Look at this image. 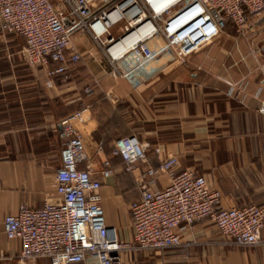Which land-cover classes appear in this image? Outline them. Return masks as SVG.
<instances>
[{"label":"crops","instance_id":"obj_1","mask_svg":"<svg viewBox=\"0 0 264 264\" xmlns=\"http://www.w3.org/2000/svg\"><path fill=\"white\" fill-rule=\"evenodd\" d=\"M75 45L83 60L66 81L57 77L48 87L46 69L23 58V39L0 28V264H52L48 257L20 261V242L7 238L4 219L22 203L42 207L56 195L66 140L61 122L83 108L78 126L93 176L103 183L107 223L130 244L123 264H264V227L261 243L236 245L204 219L184 225L179 246L145 249L133 244L130 213L140 171L170 155L179 159L177 172L193 170L219 189L225 207L264 204V9L249 14L243 30L228 23L185 63L140 85L113 76L88 40L76 38ZM131 134L146 145L147 161L129 172L114 159L113 175L104 178L99 147L111 155L115 141ZM169 183L163 175L156 188Z\"/></svg>","mask_w":264,"mask_h":264},{"label":"built area","instance_id":"obj_2","mask_svg":"<svg viewBox=\"0 0 264 264\" xmlns=\"http://www.w3.org/2000/svg\"><path fill=\"white\" fill-rule=\"evenodd\" d=\"M263 9L264 0H0V28L23 39L27 63L46 69L48 87L56 77L66 81L70 68L83 60L75 45L76 38L85 39L81 36L95 41L113 76L140 85L185 63L228 23L243 30L248 15ZM117 25H122L118 34ZM87 111L80 109L61 122L66 141L56 171V195L42 207L22 203L4 219L7 238L20 242L17 256L22 262L48 257L52 264H123L121 252L130 244L107 223L103 183L93 176L78 126ZM98 153L103 155L101 174L108 178L113 175L112 157L101 146ZM112 156H121L126 170L136 172L148 159L147 147L137 135H125L115 141ZM178 165L179 159L170 155L137 176L140 197L130 204L135 246H179L184 225L204 219L236 245L263 241L264 204L225 207L222 192L205 176L190 169L177 172ZM163 175L170 183L158 189Z\"/></svg>","mask_w":264,"mask_h":264},{"label":"rangeland","instance_id":"obj_3","mask_svg":"<svg viewBox=\"0 0 264 264\" xmlns=\"http://www.w3.org/2000/svg\"><path fill=\"white\" fill-rule=\"evenodd\" d=\"M120 28H122V25H117V26H115V28H114V31H115V33H117L118 34V31H119V29ZM80 37V36H79ZM81 38H85L86 40H87V37L86 36H81ZM88 40L96 47V49H98V50H95V55L96 56H98L99 57V53H101V55H102V57H103V59L105 60V57H104V55H103V53L100 51V49L97 47V44L95 43V41H93L92 39H90V38H88ZM25 60H26V58L25 57H23ZM28 64V63H27ZM29 65V64H28ZM30 67H32V68H36V67H38V66H31V65H29ZM48 73V72H47ZM57 78V77H56ZM56 78H55V82H56ZM66 141V140H65ZM64 144H65V142H64Z\"/></svg>","mask_w":264,"mask_h":264},{"label":"trees","instance_id":"obj_4","mask_svg":"<svg viewBox=\"0 0 264 264\" xmlns=\"http://www.w3.org/2000/svg\"><path fill=\"white\" fill-rule=\"evenodd\" d=\"M112 151H113V150H112ZM108 156H111V157H112V158H111L112 167H113L114 159H120V160L123 161L124 164L126 165L125 161L122 159L121 156H112V153H111V155H108Z\"/></svg>","mask_w":264,"mask_h":264},{"label":"bare ground","instance_id":"obj_5","mask_svg":"<svg viewBox=\"0 0 264 264\" xmlns=\"http://www.w3.org/2000/svg\"><path fill=\"white\" fill-rule=\"evenodd\" d=\"M117 45L120 46V43H118Z\"/></svg>","mask_w":264,"mask_h":264}]
</instances>
